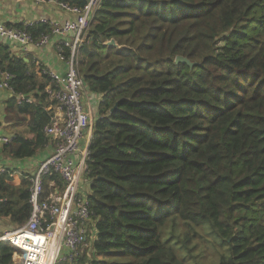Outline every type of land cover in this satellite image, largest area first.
<instances>
[{
    "label": "trees",
    "instance_id": "16d2710c",
    "mask_svg": "<svg viewBox=\"0 0 264 264\" xmlns=\"http://www.w3.org/2000/svg\"><path fill=\"white\" fill-rule=\"evenodd\" d=\"M0 58L14 94L35 100L7 101L27 133L3 154L30 158L48 141L49 80ZM77 68L100 102L86 162L94 237L73 264H264V0H102ZM13 178L0 176V217L20 227L28 182ZM12 255L1 242L0 264Z\"/></svg>",
    "mask_w": 264,
    "mask_h": 264
},
{
    "label": "built area",
    "instance_id": "2783aa9c",
    "mask_svg": "<svg viewBox=\"0 0 264 264\" xmlns=\"http://www.w3.org/2000/svg\"><path fill=\"white\" fill-rule=\"evenodd\" d=\"M35 3H52L61 10L74 15L73 20L48 22L42 19L40 24H48L50 32L34 38L27 27L34 23H24L20 27L8 26L0 22V50L6 49L9 57L15 56L10 48L26 51L30 46L40 49L48 44L51 37L64 38L58 46V58L65 64L62 75L37 65L35 74L46 77L49 85L46 94L54 103L58 115L53 113L51 122L44 126L42 134L53 143L51 153L42 159L34 169L24 174L28 182V204L30 214L23 226L0 235V243H6L13 249V264H73L84 251L88 237L93 234L92 212L89 207L86 187L88 146L82 147L85 133L92 130L91 117L85 110L83 96L85 87L77 68L79 48L86 42V35L94 13L102 0H87L79 8L58 0H16ZM13 75L7 71L0 58V92L6 91L16 104L34 103L32 96L14 94L11 87ZM1 107V106H0ZM3 105L0 110V159L3 151L17 136L5 128ZM53 110L49 106L46 110ZM7 127V125H6ZM91 137V135H90ZM12 177L15 173L7 165L0 163V176ZM16 174L23 175L20 172ZM57 177L61 188L44 190L45 180ZM88 191V190H87ZM11 263V264H12Z\"/></svg>",
    "mask_w": 264,
    "mask_h": 264
},
{
    "label": "crops",
    "instance_id": "0c3cea01",
    "mask_svg": "<svg viewBox=\"0 0 264 264\" xmlns=\"http://www.w3.org/2000/svg\"><path fill=\"white\" fill-rule=\"evenodd\" d=\"M42 19H46L48 22H63L74 19V15L66 11L61 10L57 5L52 3H35L33 1H16V0H0V22L8 26H16L24 23H36ZM64 38L51 37L48 44L40 49L30 46L26 51L18 50L15 47L10 48L13 54L16 57L21 58L25 63L29 65L33 71H36L37 65L42 64L46 68L53 70L59 75H62L65 72V64L59 60L57 49L59 43ZM10 99V94L6 91L0 92V106L3 105V118L5 120V128L8 129L11 133L21 136H26L27 133V124L24 121H21L22 117L20 115L16 117H9L5 113V105ZM100 102V97L91 93L85 88L83 96V104L86 111L89 112L91 117V122H94L97 118V107ZM0 107V110H1ZM53 113L58 115L56 107L53 106ZM7 125V127H6ZM90 133H85L82 140L81 146L87 147L90 140ZM53 143L48 139L47 143L43 146V149H40L33 157L26 159H12L11 157L4 154L0 159V163L3 165L9 166L11 170L14 171L12 177L13 180L18 184L19 182L26 181L24 174L28 173L29 170L34 169L37 164L47 157L51 153ZM17 172L22 173L23 175L16 174ZM60 180V179H59ZM27 182V181H26ZM45 184L53 188L55 182L51 179H46ZM82 188L86 193L88 185L86 187L82 184ZM18 228L15 223L10 221V218H1L0 217V235L4 232Z\"/></svg>",
    "mask_w": 264,
    "mask_h": 264
},
{
    "label": "water",
    "instance_id": "95a60500",
    "mask_svg": "<svg viewBox=\"0 0 264 264\" xmlns=\"http://www.w3.org/2000/svg\"><path fill=\"white\" fill-rule=\"evenodd\" d=\"M105 45H106L107 47H118L117 44H116V42H115L114 40H110V41H108ZM118 48H119V47H118ZM175 63H176V64H179V63H181V64H185V65H187V66L190 67V68L193 66L192 63H190L187 59L182 58V57H176V58H175ZM115 108H116V107H114L113 110H114ZM12 264H13V263H12Z\"/></svg>",
    "mask_w": 264,
    "mask_h": 264
},
{
    "label": "rangeland",
    "instance_id": "374dc122",
    "mask_svg": "<svg viewBox=\"0 0 264 264\" xmlns=\"http://www.w3.org/2000/svg\"><path fill=\"white\" fill-rule=\"evenodd\" d=\"M90 245V244H89ZM89 245H88V243L86 244V246H88L89 247ZM86 246H83L82 247V250H86Z\"/></svg>",
    "mask_w": 264,
    "mask_h": 264
}]
</instances>
